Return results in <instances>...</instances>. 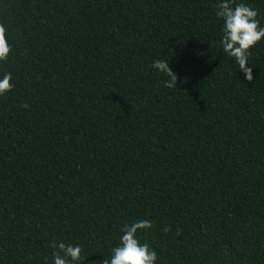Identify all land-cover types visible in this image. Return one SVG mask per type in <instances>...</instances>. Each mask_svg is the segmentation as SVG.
Instances as JSON below:
<instances>
[{
    "label": "trees",
    "instance_id": "trees-1",
    "mask_svg": "<svg viewBox=\"0 0 264 264\" xmlns=\"http://www.w3.org/2000/svg\"><path fill=\"white\" fill-rule=\"evenodd\" d=\"M215 3L0 0V264H100L137 219L157 264H264V41L247 81Z\"/></svg>",
    "mask_w": 264,
    "mask_h": 264
},
{
    "label": "clouds",
    "instance_id": "clouds-1",
    "mask_svg": "<svg viewBox=\"0 0 264 264\" xmlns=\"http://www.w3.org/2000/svg\"><path fill=\"white\" fill-rule=\"evenodd\" d=\"M215 16L222 21L219 44L223 53L232 58L238 70L244 73L245 79L251 81L252 68L248 67L251 49L264 41V24L258 19L257 10L246 0H216ZM10 51L5 29L0 26V62L7 60ZM150 67L166 77L163 81L165 87H176L179 77L167 59H154ZM13 87L11 73L0 75V97L5 96ZM151 227V222L146 219L125 223L117 244L110 249L109 256H104L100 264H157V252L147 242L140 240V233ZM50 247L51 264H81L82 247L79 243L66 244L63 240H54Z\"/></svg>",
    "mask_w": 264,
    "mask_h": 264
}]
</instances>
